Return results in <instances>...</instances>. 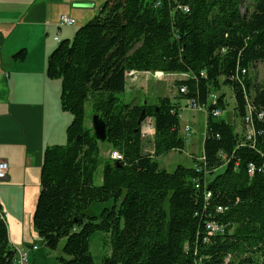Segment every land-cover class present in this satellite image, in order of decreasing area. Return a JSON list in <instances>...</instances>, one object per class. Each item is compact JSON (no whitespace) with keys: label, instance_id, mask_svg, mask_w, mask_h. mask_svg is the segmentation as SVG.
I'll use <instances>...</instances> for the list:
<instances>
[{"label":"trees","instance_id":"trees-1","mask_svg":"<svg viewBox=\"0 0 264 264\" xmlns=\"http://www.w3.org/2000/svg\"><path fill=\"white\" fill-rule=\"evenodd\" d=\"M25 55L21 48L12 58ZM257 63L264 65V0H105L61 40L46 75L60 81L59 104L72 120L65 144L43 151L31 216L47 249L59 250L62 241L56 264H94L89 240L97 231L106 234L102 264H264V83L249 77ZM129 71L185 74L176 84L186 93L177 90L175 99L194 98L206 109L202 161L172 171L159 166V157L185 147L180 105L165 95L125 102ZM223 87L241 125L251 105L254 143H241L234 124L212 114L228 104ZM86 105L105 122L104 142L85 124ZM142 112L153 120L151 152ZM101 144L121 159L103 157ZM108 201L99 215L86 213ZM4 218L0 264H10ZM209 223L218 229L209 233Z\"/></svg>","mask_w":264,"mask_h":264},{"label":"crops","instance_id":"crops-1","mask_svg":"<svg viewBox=\"0 0 264 264\" xmlns=\"http://www.w3.org/2000/svg\"><path fill=\"white\" fill-rule=\"evenodd\" d=\"M51 1L48 4L47 0H0V159L8 164L7 178L0 186V210L5 214L10 244L13 247H29L28 264H56L55 259L49 263L44 261L45 253L39 246L41 240L32 226L31 216L40 191L43 151L55 143L65 144V126L72 118L59 104L60 81L46 75L49 53L57 42L71 38L74 33L70 26L58 23L59 16L66 14L64 11L58 17H55L56 14L50 15L54 7L60 6ZM72 3L74 6L68 7L70 13L66 15L73 17L75 21L76 16L84 13L74 15L73 10H81L86 8L84 4H88L95 15L102 5L95 0H73ZM30 28V36L34 33L37 36V41L31 46L32 50H29L31 41H28L27 46L26 40L30 37L27 36ZM21 48L26 50L25 58H12ZM131 80H126L124 91L131 103L141 102L143 96L154 99L148 96L145 86L138 87V80ZM135 92L138 94L137 98L132 97ZM161 95L179 102L180 132L184 135L183 128L187 123L182 113L187 109L183 106L184 99L176 100L177 95ZM89 111V106L86 105L87 126ZM145 122L153 125L152 118H146ZM153 133L154 128L142 137L143 141H148L147 148L144 146L147 152L152 151ZM191 157L194 161L198 156L192 153ZM5 191H13L10 201L3 196ZM30 246L37 248L33 250ZM39 250L41 254L38 253Z\"/></svg>","mask_w":264,"mask_h":264},{"label":"rangeland","instance_id":"rangeland-1","mask_svg":"<svg viewBox=\"0 0 264 264\" xmlns=\"http://www.w3.org/2000/svg\"><path fill=\"white\" fill-rule=\"evenodd\" d=\"M50 1L51 0H47V3L49 4ZM72 1L73 0H52L51 3L54 2L56 5H60V6L54 7L53 10L50 12V15L56 14L55 17H58V15L63 11L66 14L67 13L69 14L70 13L69 8L74 6L72 5L73 4ZM95 1L96 2L98 1V3L102 4L105 0H95ZM84 6H86V8H83L81 10H73L75 12V13L73 12L74 15H78V13L79 14L84 13V14L80 16H76L77 21L75 22V24L70 25L71 27L70 29L75 31L78 26L86 23L90 18L94 16L93 9L90 8L88 4H84ZM245 6H246V1H245V4L242 5V9H244ZM85 13H87L86 14L87 18L85 17ZM47 14L49 13L47 12ZM31 33H32V28H30L29 34L27 36H30ZM26 40H27V46H28V41L29 42L31 41L29 44V50H32L31 46H33L34 42L37 41V36L34 33ZM249 77L251 78L252 84L264 83V65L261 63H257L253 68L249 70ZM177 78L179 77L174 76V75L168 76L166 74H163L160 77V79H157L151 73L148 74L145 72L143 74H137V73L132 72V74L127 78V80L128 79L129 80L132 79L131 81L138 80L137 81L138 87L141 88L142 85L145 86L148 96L153 98L161 94L176 96L177 95L176 82L178 81ZM221 91L224 92L225 95L227 96L228 104L224 109L221 110V114L217 118L223 119L227 121L228 123L234 124L236 130L242 133V125L240 122V118L237 117L234 113L235 100L232 98V95H230L231 92L230 90H228V88H224V87L221 89ZM122 96L125 102H129V103L131 102L127 93L125 92L122 93ZM132 97L137 98L138 94L135 92L134 95H132ZM182 113H183L184 118L186 119V122H187L186 124H188L191 127L193 133L190 136L189 142L185 144V147L182 151L173 150L158 158L159 166L167 171L174 170V168L177 165L191 166L193 164L191 154L194 153L195 155L199 156L202 151L206 115L204 114L203 111H200L197 109H189V108L185 109ZM87 115H89L88 116V121H89L88 126H91V112L90 111L87 112ZM71 120L72 118L68 121L65 128L70 124ZM65 140L66 138L63 139V143H65ZM144 141H146L144 143V146L147 148L148 141L147 140H144ZM55 144H58V143H55ZM112 151L113 150L110 148L108 144H101L100 154L103 157H110V152ZM221 171H222V167L217 169L216 173L221 172ZM99 177H101V166L98 168V171L95 174L94 182L96 184H99ZM3 181L4 180L0 181V186H2L1 185L2 183H5V181L4 182ZM12 193L13 191L12 192L5 191L3 196L8 201H10ZM18 202L19 200L17 199V203ZM111 203H112L111 201L92 203L87 209L86 213L88 215H99L102 208H104L105 206L106 207L111 206ZM105 236L106 234L104 232L97 231L90 237L89 249L93 256L94 264H102V256L107 251V246L104 244ZM39 246L42 247L46 251L45 252L43 249H41L45 253L44 261L46 263H49L50 261L53 262V259H55L56 254L59 252L60 248L62 247V241L59 243V246H58L59 250H56V251H50L44 246V244L41 241L39 242ZM41 250H39L38 253L41 254L42 253ZM49 251L51 253H48ZM47 253L49 255L53 254L54 256L53 257L51 255L48 256Z\"/></svg>","mask_w":264,"mask_h":264},{"label":"built area","instance_id":"built-area-1","mask_svg":"<svg viewBox=\"0 0 264 264\" xmlns=\"http://www.w3.org/2000/svg\"><path fill=\"white\" fill-rule=\"evenodd\" d=\"M178 7H179V9H182L183 11H188L187 6L179 5ZM58 23H59V25H72V24L75 23V19L73 17L69 16V15L62 14V15L59 16ZM132 72L134 73V71L127 72L126 76L129 77L132 74ZM142 73H145V72H142ZM146 73H148V74L151 73L157 79H160V77L163 74H166L168 76H172V75L178 76L179 77V78H177L178 80L185 77V74L165 73V72H162V71H154V72L146 71ZM177 90L180 93H186V88L183 85L178 87ZM211 98L213 100L212 103H214V101L216 99L215 98V94L211 95ZM183 106L203 111L204 114L206 115L205 107L202 106V105H199L194 98H186V99H184ZM212 114L213 115H217L218 111L214 110V111H212ZM251 114L252 113H248V110H247V107H246V113H245V116H244V120L242 122V133H241L242 134V139H241V143H245L246 141L254 143L255 131H254V128H253L252 124L250 123L251 122ZM261 115L262 114H259L260 117H261ZM141 125L142 126L140 128V131H141V136L142 137L146 136L149 132L153 131V125L151 123H147L144 120ZM183 130L185 132V140L188 141L190 136H191V134H192V130H191L190 126L187 125V124L184 126ZM110 157L112 159L119 160V159H121V154L119 152L113 150L112 152H110ZM197 160L198 161H202L203 160L202 154L197 157ZM263 166H264V164H263ZM253 170H254L253 165L249 164L248 172L251 174L253 172ZM7 172H8V164H7V162L5 160L0 159V181L1 180H5L7 178ZM0 215H4L5 216V214L2 211H0ZM207 228L208 229H212V232H213V230L215 231V230L218 229V226L215 225L214 223H209L207 225ZM212 232H209V233H212ZM13 248H14V257L12 258V261L10 262V264H28L29 263V247H21V248L20 247H13ZM30 248L35 250L37 247L36 246H30Z\"/></svg>","mask_w":264,"mask_h":264},{"label":"water","instance_id":"water-1","mask_svg":"<svg viewBox=\"0 0 264 264\" xmlns=\"http://www.w3.org/2000/svg\"><path fill=\"white\" fill-rule=\"evenodd\" d=\"M144 119H145L144 112H142V115L140 116V120H144ZM91 127L93 130L94 137L98 141L104 142L106 140L105 122L97 114H93L91 116Z\"/></svg>","mask_w":264,"mask_h":264},{"label":"bare ground","instance_id":"bare-ground-1","mask_svg":"<svg viewBox=\"0 0 264 264\" xmlns=\"http://www.w3.org/2000/svg\"><path fill=\"white\" fill-rule=\"evenodd\" d=\"M248 103V102H247ZM185 108H189V107H186L185 106ZM189 109H192V108H189ZM251 105L250 104H247V110H248V113H251ZM218 111V114L217 115H214L215 117H218L220 114H221V111L220 110H217ZM191 128V127H190ZM192 130V129H191ZM192 133H193V131H192ZM238 133V135H239V138L240 139H242V134H241V132H237ZM183 138H184V141H185V143H188L189 142V140H190V138H189V140L188 141H186L185 140V132H184V135H183ZM241 142V141H240ZM210 194L209 193H207V196H209ZM217 210L218 211H220L221 210V207L220 206H218L217 207ZM210 231L209 232H212V229H209ZM214 231V230H213Z\"/></svg>","mask_w":264,"mask_h":264}]
</instances>
